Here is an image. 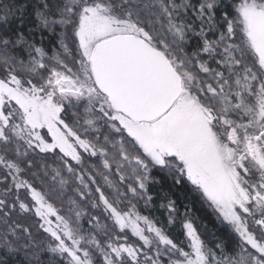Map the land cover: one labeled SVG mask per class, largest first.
I'll list each match as a JSON object with an SVG mask.
<instances>
[{
    "label": "snow or ice",
    "instance_id": "6c2138e0",
    "mask_svg": "<svg viewBox=\"0 0 264 264\" xmlns=\"http://www.w3.org/2000/svg\"><path fill=\"white\" fill-rule=\"evenodd\" d=\"M29 8L28 35L11 31ZM154 170L212 209L231 253L172 199L183 241L143 214ZM41 252L264 264V0L0 2V264Z\"/></svg>",
    "mask_w": 264,
    "mask_h": 264
},
{
    "label": "trees",
    "instance_id": "16d2710c",
    "mask_svg": "<svg viewBox=\"0 0 264 264\" xmlns=\"http://www.w3.org/2000/svg\"><path fill=\"white\" fill-rule=\"evenodd\" d=\"M0 2L8 3L9 0H0ZM26 2L31 4L34 0H26ZM34 25L35 20L31 15V8H29L23 22V27H20L19 20L13 19L10 30L23 31L25 35H28L29 30L32 29ZM32 36L37 42L41 39V34L39 32H33ZM54 42L55 37H49L45 34L43 43L46 48L51 49ZM149 193L153 197V207L147 211L141 207L143 214L151 215L153 218L160 221L161 224L167 225L168 213L161 205L166 204L168 199H172L176 202L181 219L187 210L195 225L201 231L203 238L210 246L214 247L217 241L223 240L225 243V252L231 253L235 244L234 239L229 236L230 230L216 219L212 211L200 200L198 195L190 191L187 185H175L173 180L165 172L154 170L152 172V181L149 184ZM67 195H72L71 191H69ZM55 203L58 207L61 206V201L56 200ZM63 203L66 207L67 201L65 200ZM82 207L88 209L87 204L82 205ZM81 222L85 229L89 227L87 217ZM167 230L177 241H183L185 239L179 220L173 225H167ZM39 256L43 264H56V261L53 260L52 254L50 253L41 252ZM15 259L17 264H26L23 253H20Z\"/></svg>",
    "mask_w": 264,
    "mask_h": 264
},
{
    "label": "rangeland",
    "instance_id": "374dc122",
    "mask_svg": "<svg viewBox=\"0 0 264 264\" xmlns=\"http://www.w3.org/2000/svg\"><path fill=\"white\" fill-rule=\"evenodd\" d=\"M205 204V203H204ZM206 205V204H205ZM207 206V205H206ZM210 209V208H209ZM211 211H212V209H210ZM212 213H213V211H212ZM214 215V214H213ZM215 216V215H214ZM219 221V220H218ZM220 222V221H219Z\"/></svg>",
    "mask_w": 264,
    "mask_h": 264
}]
</instances>
